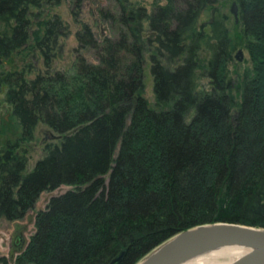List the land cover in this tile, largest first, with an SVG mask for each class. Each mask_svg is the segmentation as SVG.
Masks as SVG:
<instances>
[{
    "label": "trees",
    "instance_id": "obj_1",
    "mask_svg": "<svg viewBox=\"0 0 264 264\" xmlns=\"http://www.w3.org/2000/svg\"><path fill=\"white\" fill-rule=\"evenodd\" d=\"M62 1L0 0L8 25L0 27V63L24 47L43 64L0 72L20 127L0 143V218L23 217L42 191L73 185L50 197L28 243L0 264H111L124 248L116 264H135L200 223L264 226V0H236L252 61L239 94L218 0H166L151 10L112 0L115 9L100 8L110 34L100 39L84 22L78 54L60 68L67 25L47 6ZM70 1L74 12L83 5ZM210 6L207 31L199 17ZM148 67L154 104L145 95ZM200 75L208 87H198ZM41 122L57 138L30 167L26 144Z\"/></svg>",
    "mask_w": 264,
    "mask_h": 264
},
{
    "label": "rangeland",
    "instance_id": "obj_2",
    "mask_svg": "<svg viewBox=\"0 0 264 264\" xmlns=\"http://www.w3.org/2000/svg\"><path fill=\"white\" fill-rule=\"evenodd\" d=\"M135 3L145 5L149 10L153 8L156 3H164L166 0H133ZM234 0H218L216 5L220 7L223 13L228 15L226 24L231 36L232 59L229 62L230 73L235 81L236 91L239 94L241 90V78L244 70L252 66V61L248 48L246 47V35L244 33L243 25L240 21H236L234 13L231 11ZM47 5V4H45ZM81 8H76L74 12L73 3L70 0H63L56 5L47 6L51 15L58 13L65 24L67 25L66 34L59 39L60 55L56 60V65L64 68L72 63L75 55H77L76 48L79 46L77 38V31L82 28L84 22H87L92 27L94 33L98 38H103L110 34V20L104 18L100 13V8L109 7L115 9L116 4L112 0H83ZM213 7L204 9L199 17V24L207 31H210L211 26L209 20L212 15ZM47 9V10H48ZM78 9V10H77ZM40 10V9H39ZM8 26V25H7ZM4 20L0 19V27H7ZM242 51V59L240 60L236 54ZM38 50L34 49L31 52L26 48H21L13 52L10 56L3 57L0 63V72L15 68H23L24 65L30 61L35 62L38 68H43L42 61L37 59L34 55H39ZM90 60L97 61L95 57V50L90 47L81 48ZM208 54L204 49L200 51V55L205 57ZM241 55V54H240ZM200 73V71H199ZM209 77L198 76V87L205 88L209 85ZM145 95L155 103V94L153 91V76L150 67L146 69V89ZM2 99L0 103V143L7 138H16L20 133V127L17 124L15 116H13L12 105L4 100L3 93H0ZM236 113V112H235ZM235 117V114L233 118ZM57 138V132L51 129L47 124L41 122L38 124L34 138L26 145L28 147L29 166L32 167L37 159L44 155V146L47 142ZM105 177L108 179L109 174ZM73 188V185L62 184L57 188L51 190H44L40 194L34 208L29 209L23 217L17 219H8L6 217L0 218V255H7L14 257L17 255L21 247H24L30 239L31 234L35 231V216L40 209L46 207L50 197L54 194L64 192L65 190ZM18 239V243L16 240ZM13 257V258H14Z\"/></svg>",
    "mask_w": 264,
    "mask_h": 264
},
{
    "label": "water",
    "instance_id": "obj_3",
    "mask_svg": "<svg viewBox=\"0 0 264 264\" xmlns=\"http://www.w3.org/2000/svg\"><path fill=\"white\" fill-rule=\"evenodd\" d=\"M231 11L239 21L236 0L232 3ZM236 56L241 60L242 51ZM233 122L237 123L235 117ZM234 245L244 246L248 250L228 264H264V226L225 220L200 223L181 230L155 246L135 264H181L207 250ZM125 252L126 249H122L111 264L120 261Z\"/></svg>",
    "mask_w": 264,
    "mask_h": 264
},
{
    "label": "bare ground",
    "instance_id": "obj_4",
    "mask_svg": "<svg viewBox=\"0 0 264 264\" xmlns=\"http://www.w3.org/2000/svg\"><path fill=\"white\" fill-rule=\"evenodd\" d=\"M247 250L248 248L244 246H220L198 254L181 264H228Z\"/></svg>",
    "mask_w": 264,
    "mask_h": 264
}]
</instances>
